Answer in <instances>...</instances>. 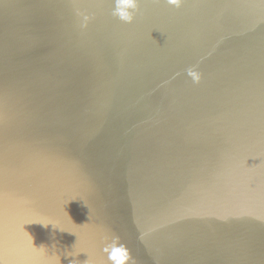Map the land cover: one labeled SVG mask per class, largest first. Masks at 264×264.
<instances>
[{
  "label": "water",
  "instance_id": "water-1",
  "mask_svg": "<svg viewBox=\"0 0 264 264\" xmlns=\"http://www.w3.org/2000/svg\"><path fill=\"white\" fill-rule=\"evenodd\" d=\"M114 6L0 0V264H264V0Z\"/></svg>",
  "mask_w": 264,
  "mask_h": 264
},
{
  "label": "clouds",
  "instance_id": "clouds-1",
  "mask_svg": "<svg viewBox=\"0 0 264 264\" xmlns=\"http://www.w3.org/2000/svg\"><path fill=\"white\" fill-rule=\"evenodd\" d=\"M184 0H167V3L174 7H181ZM114 8L112 14L116 16L123 22L131 23L135 19L136 12L139 8V0H114ZM87 19V17L85 18ZM187 74L192 78L193 83H199L202 79L201 73H199L195 68H189L187 70ZM72 219V218H71ZM42 225L44 228H47L51 225L52 229L59 230L60 232H68L63 231L59 227H56L52 223H44V222H35ZM32 224V223H31ZM70 234H75L73 232H68ZM76 235V234H75ZM34 246V237L32 236ZM77 240V239H76ZM76 243V241H75ZM74 243V244H75ZM73 244V245H74ZM42 253H47L46 244H41L36 246ZM102 251L107 254V260L110 264H135L134 259L131 255V251L127 248L126 245L120 242V238L118 236L103 238V249ZM82 252L70 253L66 255V257H78ZM44 264H61V257L52 252L47 256V259L44 261ZM70 264H78L77 260H71ZM84 264H96L94 260L87 259L84 261Z\"/></svg>",
  "mask_w": 264,
  "mask_h": 264
}]
</instances>
